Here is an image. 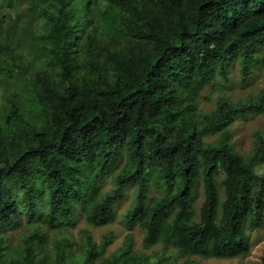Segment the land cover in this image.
<instances>
[{
	"label": "trees",
	"instance_id": "1",
	"mask_svg": "<svg viewBox=\"0 0 264 264\" xmlns=\"http://www.w3.org/2000/svg\"><path fill=\"white\" fill-rule=\"evenodd\" d=\"M41 1L52 3L36 12L43 68L23 67L0 18V264L247 257L249 231L264 222V130L244 156L231 125L262 113L264 93L221 97L210 113L198 106L236 61L245 81L264 68V0H93L87 14L73 0ZM14 2L38 7L3 0ZM131 189L121 223L144 232V249L161 246L156 263L132 243L107 257L111 235L100 244L86 230L80 242L72 235L80 219L114 225ZM17 230L27 233L15 242Z\"/></svg>",
	"mask_w": 264,
	"mask_h": 264
},
{
	"label": "rangeland",
	"instance_id": "2",
	"mask_svg": "<svg viewBox=\"0 0 264 264\" xmlns=\"http://www.w3.org/2000/svg\"><path fill=\"white\" fill-rule=\"evenodd\" d=\"M91 2V9L85 11V0H73V7L76 8V13L80 12L87 14L93 9V0ZM38 7L32 8L29 3L14 2L12 6L3 3L0 0V18L5 23V28L13 33L14 43L17 46V55L21 59L23 67L29 68L30 71L43 68L44 64L42 59L46 56L44 49L41 46L37 47L36 43L41 38V33L44 29V18H38L42 8H49L52 4L51 1L36 0ZM185 4L188 2L185 1ZM55 16L59 15V6L52 7ZM158 8L156 6V13ZM187 15L191 12L185 11ZM129 13L125 17H128ZM93 22L96 26H99L97 17L93 16ZM40 37V38H39ZM111 40V39H110ZM41 45H46L47 42H41ZM117 44H120V48H133L135 46L129 40H119ZM223 87L221 89L207 88L202 97L199 100V110L202 113H210L216 109L217 101L219 98L224 97L231 100L233 103H239L247 101L250 98L259 97L264 93V68L257 67L252 74V77L245 81L243 80L242 71L240 69L239 62H235L231 72L230 81L228 83L222 82ZM2 88L0 86V109L5 103L1 96ZM27 118V114H25ZM32 123H40L37 118H29ZM231 129L234 131L233 140L236 145V150L246 156L254 147L255 134L259 131L264 130V111L259 114H250L239 117L232 125ZM216 136L211 137L209 141H214ZM264 171V163L259 167V172ZM112 187L111 182H106L105 191H109ZM134 199V189L128 191V198L121 202L118 207V220L114 225H110L103 228H94L85 222L84 219H80L76 228L72 229V235L76 242H80L85 235V230L89 231L94 240L100 244L106 235L113 237V242L109 246L106 256H110L112 253L125 247L126 244L132 243V247L136 252L142 255L152 257V261L156 263L159 260L161 254V246H158L151 250L143 248L144 232L138 228L130 230L126 225L121 223V215L125 214L131 206ZM204 197L201 196L198 202V207L201 206ZM30 232V231H29ZM28 232V233H29ZM27 232L21 233L17 230L14 233L15 242L18 238L24 237ZM250 234V245L251 252L247 257L233 258V259H215V258H204V257H192L190 260L197 262L198 264H262V257L264 256V222L257 229H251ZM171 255H175V251L172 249L168 250ZM185 259H177V264H182Z\"/></svg>",
	"mask_w": 264,
	"mask_h": 264
}]
</instances>
